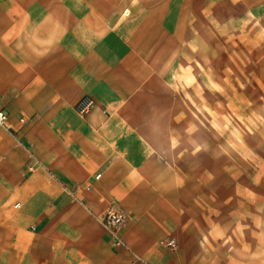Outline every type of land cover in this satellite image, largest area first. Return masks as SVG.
I'll list each match as a JSON object with an SVG mask.
<instances>
[{
    "label": "crops",
    "instance_id": "1",
    "mask_svg": "<svg viewBox=\"0 0 264 264\" xmlns=\"http://www.w3.org/2000/svg\"><path fill=\"white\" fill-rule=\"evenodd\" d=\"M217 2L0 0V264H264V204L229 191L207 207L190 164L179 71Z\"/></svg>",
    "mask_w": 264,
    "mask_h": 264
},
{
    "label": "rangeland",
    "instance_id": "2",
    "mask_svg": "<svg viewBox=\"0 0 264 264\" xmlns=\"http://www.w3.org/2000/svg\"><path fill=\"white\" fill-rule=\"evenodd\" d=\"M219 1L204 6L206 21L189 23L188 62L179 71L182 106L191 116L190 164L199 167L194 184L207 207L216 192L229 191L247 192L255 207L264 204V3Z\"/></svg>",
    "mask_w": 264,
    "mask_h": 264
},
{
    "label": "built area",
    "instance_id": "3",
    "mask_svg": "<svg viewBox=\"0 0 264 264\" xmlns=\"http://www.w3.org/2000/svg\"><path fill=\"white\" fill-rule=\"evenodd\" d=\"M95 103L89 98H85L78 102L76 105V112L80 116H85L89 114L95 108ZM0 128L5 129L10 132L8 127V116L4 111H0ZM98 175L96 178L98 179ZM18 206V205H17ZM127 221L126 214L115 206H111L102 218L103 229L108 233L110 238L113 240L114 245L117 247H122L123 242L119 237V230L125 225ZM161 245L168 248L171 251L177 249V243L173 239L161 241Z\"/></svg>",
    "mask_w": 264,
    "mask_h": 264
}]
</instances>
